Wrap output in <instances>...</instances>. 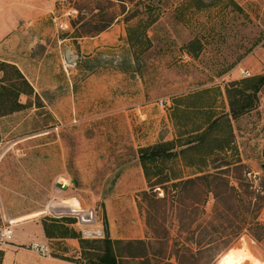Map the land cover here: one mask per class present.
Returning a JSON list of instances; mask_svg holds the SVG:
<instances>
[{
  "label": "rangeland",
  "instance_id": "1",
  "mask_svg": "<svg viewBox=\"0 0 264 264\" xmlns=\"http://www.w3.org/2000/svg\"><path fill=\"white\" fill-rule=\"evenodd\" d=\"M6 1L0 19L26 28L3 60L33 92L0 116V227L71 217L95 238L106 220L112 239L145 243L124 264H264V228L249 224L264 222V84L236 118L227 97L264 73V0ZM155 145L166 153L143 165ZM216 171L217 196L200 179L173 186ZM74 240L49 238L50 254L79 260Z\"/></svg>",
  "mask_w": 264,
  "mask_h": 264
},
{
  "label": "trees",
  "instance_id": "2",
  "mask_svg": "<svg viewBox=\"0 0 264 264\" xmlns=\"http://www.w3.org/2000/svg\"><path fill=\"white\" fill-rule=\"evenodd\" d=\"M105 27L99 29L98 32L103 30ZM190 53L191 50L188 49ZM0 116H4L20 110L23 104L19 101L20 94H31L33 88L29 81L26 79L21 70L14 64L5 60H0ZM264 84V73L261 75H253L251 77L242 78L235 81V86L229 87L227 89V97L229 103V112L233 118L242 115L255 106L256 94ZM217 121H211L210 124L214 125ZM209 129V128H208ZM206 138L205 133L199 135L197 138L199 141ZM157 145L152 147L150 153H145L142 155L144 161L143 165H152L154 163L149 162V158L152 156H162L166 151H163ZM217 168V167H216ZM219 171L216 173H203L193 178H187L184 180H179L173 183V186L185 185V187H190L197 185V180H203L206 182V188L208 192L213 193L217 196V186L218 181L221 180ZM222 173V172H221ZM147 177H149L148 171H146ZM158 183V182H157ZM232 189L236 190V188ZM248 203L250 201L248 200ZM264 202L262 203V206ZM75 222L74 218L63 217L62 219L57 218H47L41 219L43 230L45 236L49 238H60V237H73L78 239L79 247L81 249L80 259L73 261L76 264H124L123 260L128 258H143L147 256L146 247L144 241L141 239L135 240H122V239H112L108 232V227L106 220L103 221L104 229L103 235L101 237L95 238H85L75 231L69 224ZM254 226H259L264 228V222L258 220L249 221ZM234 236H238V232H233ZM263 234H259L257 237H261ZM225 236L222 233H215L210 237L204 245L201 241L196 243L197 246L193 247L191 244L183 245V250L189 253L190 256H194L195 252L205 251L210 249L214 244L221 242ZM258 239V238H257ZM203 243V242H202ZM125 247L126 250L123 251ZM141 248L140 254L136 253V249ZM3 256V251L0 249V262ZM53 256H58L53 254ZM66 260H72L67 257L60 256ZM167 264V263H161ZM173 264V263H169Z\"/></svg>",
  "mask_w": 264,
  "mask_h": 264
},
{
  "label": "crops",
  "instance_id": "3",
  "mask_svg": "<svg viewBox=\"0 0 264 264\" xmlns=\"http://www.w3.org/2000/svg\"><path fill=\"white\" fill-rule=\"evenodd\" d=\"M13 3V1L0 0V17L3 16L1 14H3L5 10H7V8H10ZM36 13L38 16L31 19L38 18L37 20L30 19L29 22L27 21L29 24H31L30 30L33 33H35V30L40 29V27L42 26V21H39V17L42 15H39L38 12ZM27 24L25 25L27 26ZM22 27L26 28L24 25H20L17 23L10 24L5 20L0 19V58H2V60L4 58H7L6 56H21L20 52H18V47L24 42H22V34L24 33V31H22ZM38 41L41 42L40 39L32 40L31 42ZM78 211L80 210H73V212L76 213ZM11 228L13 230L12 243L1 248V250L3 251V256L0 264H76L73 260H66L61 258L60 256H53V254H50L47 257H42L32 251L23 248L25 244L37 242L40 244H46L51 251L52 248L48 243V238L45 236L40 218L31 217L22 219L20 221L15 222L14 224H11ZM55 239L59 241H64L65 243L63 242V244H67V246L69 244H74V246H76L77 244L76 240H74L76 238L73 237H60Z\"/></svg>",
  "mask_w": 264,
  "mask_h": 264
},
{
  "label": "built area",
  "instance_id": "4",
  "mask_svg": "<svg viewBox=\"0 0 264 264\" xmlns=\"http://www.w3.org/2000/svg\"><path fill=\"white\" fill-rule=\"evenodd\" d=\"M162 103L163 102L161 101V104ZM12 237H13V230L11 228V225H5L0 227V246H6L12 243ZM23 248L32 251L42 257L49 256L51 252L46 244H40L37 242H31L29 244H25Z\"/></svg>",
  "mask_w": 264,
  "mask_h": 264
}]
</instances>
